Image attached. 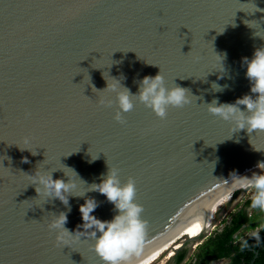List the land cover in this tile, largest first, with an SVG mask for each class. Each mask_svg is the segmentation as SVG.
<instances>
[{
    "label": "water",
    "instance_id": "95a60500",
    "mask_svg": "<svg viewBox=\"0 0 264 264\" xmlns=\"http://www.w3.org/2000/svg\"><path fill=\"white\" fill-rule=\"evenodd\" d=\"M261 47L264 0H0V264H102L87 230L63 248L48 224L65 212V227L83 231L79 208L89 198L99 204L92 215L111 221L114 205L88 191L109 167L121 184L136 182L149 225L144 264L201 231L211 197L264 163V133L233 132L206 107L251 95L243 60ZM159 73L197 98L163 121L136 102L125 125L114 120L115 103L99 106L115 101L99 92L106 79L136 94ZM63 166L78 174L74 194L85 192L69 195L70 212L58 199L45 202L27 177L40 170L67 183ZM236 188L231 197L246 190ZM199 237H185L174 255Z\"/></svg>",
    "mask_w": 264,
    "mask_h": 264
},
{
    "label": "clouds",
    "instance_id": "9594fccd",
    "mask_svg": "<svg viewBox=\"0 0 264 264\" xmlns=\"http://www.w3.org/2000/svg\"><path fill=\"white\" fill-rule=\"evenodd\" d=\"M246 5L249 4H242V6ZM252 6L255 11L258 10L254 5ZM240 10L248 11L245 7H241ZM219 59L221 58L219 57ZM243 63L247 65L246 78L251 83V95H245L234 104H220L218 100L214 99L206 105L207 111L210 115L230 123L233 132L246 129L249 134L264 133V47L258 48L250 61L248 58H244ZM106 80L108 81L107 87L99 92L107 91L114 94L115 101L101 98L98 103L99 106L107 108L113 107L115 103L117 110L114 120L121 125L127 123L124 114L133 111L136 102L150 109L158 119L163 121L167 119L169 109H182L191 104L192 98L195 97L189 89L181 87L175 82L172 87H167L161 73L155 77L145 76L139 81L136 94L123 87L120 81L115 78H112L111 83L108 79ZM213 88L216 91L222 90L216 84H213ZM93 92L97 93L94 87ZM241 106H243V110ZM28 115L30 114L26 113V116ZM23 143L27 145L30 141L28 138H24ZM35 154L36 152H33V155ZM23 162L27 163L28 161L25 158ZM257 167L260 169L258 173H253L251 177H240L241 179L237 180V186L254 190L252 207L264 210V163H259ZM63 169L68 171L65 172ZM63 169L64 174L68 177L67 183L64 179H53L52 172H41L40 170L36 171L34 175H27V177L30 179L31 185H36L35 191L38 196L43 195L46 198L45 202L49 199H58L68 207L70 212L69 195L82 197L85 192L82 195L74 194L77 188L78 174L66 166H63ZM81 182L83 183V181ZM88 191L98 192L105 196L107 201L114 205V210L118 214L111 221H101L92 215L99 207L98 202L93 198L86 199L79 208L83 220L81 226L83 231L77 230L73 233L65 227L68 222V215L65 212L54 215L48 224L49 231L56 232V245L72 249V245L79 243L87 230V235L94 241L92 251L100 258L102 264H133L134 258L139 261V264H144L140 258L144 254V241L149 225L147 220L142 219L145 211L143 206L135 202L137 197L135 180L129 177L126 183L121 184L119 169L109 167L107 175L102 178L101 183L92 184ZM252 235L259 238L258 232H254Z\"/></svg>",
    "mask_w": 264,
    "mask_h": 264
},
{
    "label": "trees",
    "instance_id": "16d2710c",
    "mask_svg": "<svg viewBox=\"0 0 264 264\" xmlns=\"http://www.w3.org/2000/svg\"><path fill=\"white\" fill-rule=\"evenodd\" d=\"M239 192H235L237 196ZM248 201L243 208L230 214L223 226L209 236H203L192 256L188 257L190 248L187 243L167 264H264V210L254 208L249 215ZM258 232L259 238L252 234ZM257 257L255 258V256Z\"/></svg>",
    "mask_w": 264,
    "mask_h": 264
},
{
    "label": "rangeland",
    "instance_id": "374dc122",
    "mask_svg": "<svg viewBox=\"0 0 264 264\" xmlns=\"http://www.w3.org/2000/svg\"><path fill=\"white\" fill-rule=\"evenodd\" d=\"M254 195V190L252 189H248L246 191H241V194L239 195L238 198H233L232 200H230L229 202L225 203L223 206H221L215 216V219H214V225L215 228L213 229V226H212V230L210 232V230H207L209 231V233H205V234H202L199 239H197V241L193 242V243H190L188 245V247L190 248V251H189V254H188V257L192 256L193 253L195 252L196 250V246L201 244L203 242V236H209L213 231H216L218 230L219 228H221L223 226V223L225 221V218L227 216H230V213L236 209V207L240 206L242 203H243V200L247 199V198H250V197H253ZM206 231V232H207ZM187 240V239H186ZM184 241V240H182ZM187 243V242H186ZM174 255V254H173ZM171 257L173 256H170V253L169 252H166L164 253L158 260H156L153 264H167L168 262H170L171 260ZM219 264H222V263H219Z\"/></svg>",
    "mask_w": 264,
    "mask_h": 264
},
{
    "label": "bare ground",
    "instance_id": "6f19581e",
    "mask_svg": "<svg viewBox=\"0 0 264 264\" xmlns=\"http://www.w3.org/2000/svg\"><path fill=\"white\" fill-rule=\"evenodd\" d=\"M236 187H239L237 186V183L233 184V186L231 187H228L227 189L224 190V192L220 193V195H218L217 197H211L210 199V203H209V206H208V211L212 212V217H210L209 219L210 222H206L204 227L201 229V231H198L196 233H193V234H190V235H187L185 237H188V238H197L199 236H201L204 232H206L207 230H210L212 229V223L211 221H214L215 219V216H216V213L218 212L219 208L221 206H223L225 203L229 202V200L231 199V194L230 192L233 190V188H236ZM238 189V188H236ZM214 225V224H213ZM183 237L182 239L178 240L177 242L173 243L170 248H166L164 249L163 251L159 252L158 254H156L147 264H153L156 260H158L164 253L166 252H169L170 253V256H173L174 252H173V249H171L173 246H176V248L179 247V244L180 242H183L182 240H184Z\"/></svg>",
    "mask_w": 264,
    "mask_h": 264
},
{
    "label": "flooded vegetation",
    "instance_id": "af4514ba",
    "mask_svg": "<svg viewBox=\"0 0 264 264\" xmlns=\"http://www.w3.org/2000/svg\"><path fill=\"white\" fill-rule=\"evenodd\" d=\"M246 190H248V189H246ZM246 190H243V191H246ZM241 191H242V190L238 191L239 194H238L237 196H234V194H235V193H234L232 199H233V198H234V199H235V198H238L239 195L241 194ZM236 192H237V191H236ZM232 199H231V200H232ZM251 200H252V197L243 200V203H242L240 206L236 207V209H234L230 214H232V213L235 212L236 210H239V209L243 208L244 205H245L248 201H251ZM229 201H230V200H229ZM253 209H254V208L252 207V205H251L250 207L247 208V212L249 213V215H252ZM229 217H230V216H227V217L225 218V220H229ZM197 246H198V245H197ZM197 246H196L195 248H197ZM226 262H227V261H222V262H217V263H215V264H219V263L225 264Z\"/></svg>",
    "mask_w": 264,
    "mask_h": 264
}]
</instances>
